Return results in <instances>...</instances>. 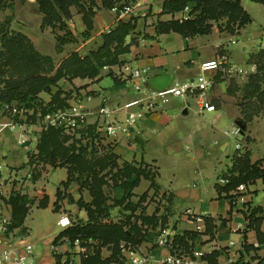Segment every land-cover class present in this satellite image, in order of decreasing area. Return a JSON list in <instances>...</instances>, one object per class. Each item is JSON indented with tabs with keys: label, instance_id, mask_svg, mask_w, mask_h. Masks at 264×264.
Returning a JSON list of instances; mask_svg holds the SVG:
<instances>
[{
	"label": "crops",
	"instance_id": "crops-1",
	"mask_svg": "<svg viewBox=\"0 0 264 264\" xmlns=\"http://www.w3.org/2000/svg\"><path fill=\"white\" fill-rule=\"evenodd\" d=\"M28 1L39 12L38 30L33 31L35 34L30 32L29 23L31 20L26 11L25 14H22L25 20L23 30L32 38L39 52L55 57L56 61L66 56L71 50L78 51L79 48H82L85 51L97 48L102 43L103 34L115 23V12L112 9L98 8L93 17V29L90 36L84 38L81 36L85 29L82 16L77 13L75 8H72L73 16L68 21V25L71 26L77 39L83 41H79V44L76 42L66 44L63 52L57 53L55 35L50 29H41L42 14L39 11L37 0ZM164 1L142 0L137 14L123 21L132 20L136 26L126 39L129 50L120 55L122 63L101 70L94 79L74 78L71 80L74 85L82 87L79 89L80 97L72 96L68 101L71 105H77L79 111L84 115L85 122L96 124L98 130L102 126V117L98 114L100 107L107 106L110 109L109 120L124 121L131 115L142 112L143 104L148 101L152 92L169 89L178 82L193 79L198 75L200 63L203 61L226 58L227 65L222 70L207 73V76L213 80L212 88L207 95L210 103L215 106L213 111H201L196 99L171 97L168 102L140 117L135 126L131 128V133H119L114 138L107 139L113 142L112 151L118 156L119 164L144 162L149 167H155L160 176L158 162H161V158L167 160L166 162L162 161V165L168 164L169 168L172 167L176 170L181 159L180 150H183L187 157L199 155L198 143L203 141L205 134L204 126L197 124L196 119H200V115L206 114L210 119L211 129L218 130L228 138L233 137L238 140L239 135H243L241 144L237 143L240 147L235 145L234 155L227 156L230 161L226 169L217 168L219 158L216 155L210 164L213 166L215 161L216 163L210 170L196 166L199 167L198 169L191 165L189 171L188 163L181 160L183 169L181 177H175L173 174L165 180L160 179L159 176L156 178L161 193L172 198V212L169 215V220L175 226L172 229L175 233L172 248L157 246L155 240L154 242H143L139 248L156 259L170 253H185L182 248H176L174 240L177 234L191 231L196 233L195 239L191 241V253L193 254L194 251L203 252L201 259H197L203 264L208 262L203 257L209 256L214 251L220 253L219 264H264V241L259 240L254 229L247 228L249 223L247 215L252 209L260 208L261 211L257 216L262 217L260 229L264 234V179L260 178L244 185L243 189L239 185L229 192H219L218 190V187L226 185L227 182L221 183L220 180L228 181L227 176L231 173L235 156L248 151L250 162H258L260 167L264 168V134L260 125L264 116L256 118L253 122H241L243 116L234 96L235 88H239L237 93L243 91L249 76L255 73L250 57L263 44L251 51L247 50V46L243 47V51L250 54L244 65L234 61L233 51L229 50L230 44H236L232 38L235 34L220 31L218 26L212 27L209 34L188 37L173 31L158 33V21L172 20L184 14V11L174 14L163 13ZM259 3L264 7L263 3ZM241 5L251 16V12L243 0H241ZM74 20L77 22L76 25ZM260 35L262 36L263 33ZM72 47L77 48L73 49ZM124 64L149 70L147 81L140 92L133 91L124 80L126 74L121 73ZM226 106L233 111L225 110ZM224 116L231 119V124L234 123L233 126L243 124L245 127H241L239 134L229 136L226 130L218 127V122ZM191 117L193 118L190 120ZM33 127L37 129L38 126L22 123L12 132L0 133L1 213L11 221L12 207L6 202V199L13 191L25 194L34 201L23 223L25 231L22 232L21 228H15L7 234L0 229V248L7 245L21 248L25 243L32 244L34 249L29 264H59L68 258L79 260L82 255L79 253L78 247L71 243L67 236L60 237L55 242L56 237L63 230V228L58 229L60 226L57 221L61 215H68V210L77 212L79 220L86 221L87 212L79 207L77 209L75 206L77 204L68 201V197L59 202L57 211L54 210L58 188L70 194L72 187L78 189L79 187L74 182L67 189L63 187L62 183L68 177L65 167L51 168L46 165L40 176L32 178L33 166L28 157L31 151L36 153L38 151L37 146H34L30 139L32 137L30 129ZM214 145H217V140L214 141ZM217 152L220 150H216ZM194 168L195 170L191 171ZM56 170H61L64 173L60 176L57 185L51 187L50 178ZM189 179H193L194 183L190 184ZM198 179H202L201 186L197 184ZM150 184L149 180L141 178L132 192L140 190L141 185L149 192L152 189ZM86 191L88 192V190ZM45 196L48 198L47 206L39 207V203L45 199ZM78 199L74 198L75 201ZM84 200L90 201V194L89 199L84 198ZM69 217L72 222L78 221L72 216ZM231 242H233L232 245H230ZM105 250L110 255V251ZM193 258L195 259L194 256ZM197 263L200 264V262Z\"/></svg>",
	"mask_w": 264,
	"mask_h": 264
},
{
	"label": "trees",
	"instance_id": "trees-1",
	"mask_svg": "<svg viewBox=\"0 0 264 264\" xmlns=\"http://www.w3.org/2000/svg\"><path fill=\"white\" fill-rule=\"evenodd\" d=\"M9 0H0V9L10 6ZM119 0H37L39 11L42 14L41 28H50L58 32L55 36L56 51L61 52L63 46L77 41V36L69 29L68 21L73 14L71 9L75 8L81 14L85 25L81 36L87 38L93 29V17L96 9L104 7L111 9ZM264 4V0H255ZM194 4L190 13L198 12L195 17L185 20L158 21L157 32H177L184 36H194L198 34H209L213 22H221L226 19L223 25L219 23L220 31H227L237 34L246 25L252 22V18L241 5V0H165L163 3V13H176L185 10ZM136 23L132 20L128 22L120 21L105 32L102 36V43L90 49L88 53L81 56L77 51L70 52L64 57L59 66H55L53 59L49 55L38 52L27 36L17 33L14 36L8 33H0V101L12 102L34 99L40 93L50 95L49 102L57 103L58 107H66L72 98L71 93L59 87V81L65 76L68 79L97 77L101 70L116 64H121L120 55L129 50L126 43L127 37L135 29ZM0 30L1 26H0ZM109 58L108 60H105ZM250 61L257 67V72L249 76V80L244 87V98H257L261 106L264 107V49L260 48L252 54ZM4 73L8 74L4 76ZM56 88L54 91L53 88ZM67 92V93H65ZM243 111V109H242ZM252 114L245 115L246 122L253 119ZM97 130L96 124H87L86 133L93 134ZM68 137L63 134V130L55 125L48 124L43 127L39 143L37 145V158L44 163L52 165L54 168L65 167L68 177L63 182V187L67 189L74 182L80 190H88L91 200L85 201L81 196L74 200L72 195L57 189V200L54 203V210L59 208V202L68 197L71 202H75L80 209L87 212V220L73 221L72 225L64 228L56 237L55 242L63 236H67L71 243L78 239L83 246L93 249V253L82 255L80 264H123L124 257L121 253V243L125 242L132 247H139L143 242H154L159 231L167 228L164 218H157L155 214L146 215L144 209L139 215H135L140 204L146 198V193L139 197L136 204L130 201L132 190L136 187L141 178L151 182L150 187L159 189L156 178L158 172L151 171V167L144 162H123L119 164L118 156L112 151L94 161L84 158L85 151L70 149L65 147L64 141ZM231 173L227 176L226 185L220 191L229 192L239 185H247L257 179H264V168L259 163H251L249 153L235 156ZM32 162L31 160L29 161ZM155 172V173H152ZM111 180L112 187L121 186L125 194L122 198L109 204V197L105 192ZM47 197L39 203V207L47 206ZM6 202L12 207V219L7 227V234L15 228L25 231L23 223L34 201L25 194L13 191ZM116 206H123L120 212L121 217L116 221L111 218V211ZM129 211L128 215L125 213ZM260 208H254L247 215L249 223L247 228L254 229L260 241H264V234L260 226L262 217L257 216ZM133 219V220H132ZM140 220L139 223L134 221ZM159 219V220H158ZM152 224V235L148 227L143 225ZM148 226V225H147ZM144 228V229H143ZM196 237L195 232L184 231L177 234L174 240L176 248L183 250L185 254H192V243ZM89 241L93 244L90 245ZM110 251L108 257L102 256V250ZM220 253L212 252L209 256L203 257L207 264H219ZM121 258V261H119Z\"/></svg>",
	"mask_w": 264,
	"mask_h": 264
},
{
	"label": "rangeland",
	"instance_id": "rangeland-1",
	"mask_svg": "<svg viewBox=\"0 0 264 264\" xmlns=\"http://www.w3.org/2000/svg\"><path fill=\"white\" fill-rule=\"evenodd\" d=\"M249 11L251 12V17H252V23L250 25H247L244 27L240 33L235 34L232 36V38L236 41V44L229 45V50L233 51V60L236 61L237 63H242L245 65L246 61L249 59V53L247 51H243V47L247 46V50L251 51L260 44H264V7L262 4L259 2H256L254 0H243ZM8 3H10L9 7L2 8L0 9V26L1 29L0 33H8L10 36H14L17 33L24 34L25 36L28 37V39L31 41V43L34 45L35 49L38 51L36 48L33 40L31 37H29L23 30V26L25 23L24 20V15L25 11L28 15V17L31 20L30 27H31V33L35 34L33 31L38 30L37 27V19L39 12L37 9L34 8L33 4H30L28 0H9ZM17 3V4H16ZM16 4V6H15ZM194 4H191L187 9L183 10L184 14L177 17L173 18L174 20H185V19H190L195 17V15L198 14L196 13H190L191 9L193 8ZM27 19V18H26ZM226 19H222L221 25L224 24ZM74 24L76 25L77 22L74 20ZM212 27L218 26L219 23L213 22ZM74 24H72L74 26ZM42 29V28H41ZM50 29V28H47ZM69 29L74 33V31L71 29V26L69 25ZM219 29V28H218ZM43 30V29H42ZM51 30V29H50ZM51 32L56 36L58 32L51 30ZM263 33L261 36L260 34ZM75 34V33H74ZM76 35V34H75ZM79 41H83L82 39L76 41L77 44H79ZM75 43V42H73ZM65 45L63 46V50ZM228 47V46H227ZM73 48V47H72ZM75 49L77 47H74ZM73 48V49H74ZM1 49V45H0ZM77 52L81 54V56H84L88 53V49L83 51L82 48H79ZM75 50H71L68 52H73ZM39 52V51H38ZM57 52V53H61ZM41 53V52H40ZM42 54V53H41ZM67 54V55H68ZM45 55V54H43ZM52 57V56H51ZM66 57V56H64ZM62 57L60 60L55 59V57H52L53 62L55 66H59L60 61L64 58ZM109 58H106L105 60H108ZM257 67L255 68V73L257 72ZM4 73V76L8 75ZM126 78V77H125ZM110 78L108 77V80ZM125 80V79H124ZM59 87L62 88L63 90L71 93V95L74 97L79 98L80 97V92L79 89L82 86H76L73 84V82L67 78V76L64 77L63 80L59 81ZM239 88H235L234 90V96L237 100V105L240 108V112L242 114V120L241 122L245 123V115H254L253 119L249 122H253L256 118H261V116H264V107L261 106V104L257 100V96L255 98H250V100H246L244 98V90L238 92ZM53 90L55 91L56 88L54 87ZM65 92V93H67ZM42 94V96H40ZM37 95L34 99H30V96L27 98V100H21V101H12L10 103L13 104V109L14 111V120L17 124H28V125H37V129L35 127L30 129V137L31 141L34 143V146L38 145L39 139H40V134L44 126L48 125V122L51 120L52 116L55 117V122L57 127L62 128L63 134H65L66 137H68L67 140L64 141L65 147H69L70 149H79L80 147L85 151V156L84 158L87 159L88 161H94L96 159H99L101 157H104L106 155H110V151L112 149V141L109 139L104 138L98 130H96L93 134L86 133V126L87 123L85 121H73L74 116L72 115L73 112L71 110L72 105L69 102H63L62 104L66 103L69 106L66 107H58L57 103H51L47 101L50 99V95L45 93H40ZM76 98V99H77ZM3 102V101H2ZM74 106V105H73ZM243 109V111H242ZM225 110L227 111H233L228 106L225 107ZM47 115H50L51 118H48ZM200 119L197 120V124L203 125L205 128V134L203 135V141L198 143V154H195L194 157H187L186 153L183 150L179 151L180 154V161L178 162L177 169L174 170L172 167L169 168L167 165H162V161H167L164 158H161V162L159 161L158 164L160 166V176L158 173V176L160 179L165 180V178L169 176L175 175V177L180 176L181 173H183L182 169V161H185V163H188L189 171H190V166L192 165L195 168L199 167L202 169H212V167L215 165L216 161L214 162L213 166H211V162L214 161V157L217 155V158H219V162L217 163V168L218 169H226L227 164L229 163V159L227 158L228 155H234L236 152V147L235 145L237 143H240L243 141V135H239L238 140H235L233 137H226L224 136L221 132L218 130H213L211 129L210 126V119L206 114L200 115ZM193 117L190 118V120ZM75 122V124H73ZM246 122V123H249ZM234 123L231 124V119L228 116H224L220 119L218 122V127L222 130H227L230 127L233 126ZM261 129L263 130L264 134V119L260 121ZM217 140V145H214V141ZM219 147H222L221 149H218ZM216 150H220V152L216 153ZM37 153L35 151H31L29 154V161L31 160L32 166H33V173H32V178L36 177L37 175H41L42 172L45 170V166L48 165L51 168L53 167L49 163L46 164L44 161L39 158H37ZM191 160V161H190ZM121 164V163H120ZM187 165V164H185ZM199 166V167H196ZM54 168V167H53ZM195 168L191 171H194ZM151 171H155V167H151ZM152 172V173H155ZM61 170H56L55 172L52 173V176L50 178V185L51 187H54L57 185V182L60 178V176L63 174ZM190 173V172H189ZM188 175L192 177V175ZM185 175V174H184ZM183 175V176H184ZM38 176V177H39ZM157 176V177H158ZM179 178V177H178ZM188 181L190 184H193L194 181L193 179H189ZM198 186L202 185V179H198ZM207 182H209V179H207ZM146 183V182H145ZM148 185V184H144ZM141 189L132 192L133 195L130 197V201L132 203L136 204L139 200V196H141L144 192L146 193V198L142 203L140 204L137 212L135 215H139L141 210L144 209V213L146 215H153L155 214L157 218H164L165 224L163 227H167L169 229H174L175 226L171 221L169 220V215H171L172 212V198L171 196H168L167 194H162L159 189H154L152 188L149 192H147L146 188H144L142 185L140 187ZM105 192L107 196L109 197L108 203L113 205V202L117 199L122 198V196L125 194L124 189L122 188H117L115 189L112 187L111 180L108 183V186L105 187ZM69 193V192H68ZM73 198L78 199L80 196H82L85 199H89V194L86 190H80L77 187H72V192L70 193ZM69 201V198H68ZM73 204V203H71ZM76 208L78 209V206L75 205ZM121 209H123V206H116L112 209L111 211V218L113 221H116L118 217L123 216ZM69 211V216H72L74 219L79 220V214L77 212H71ZM127 215L130 213L129 211L125 212ZM148 213V214H147ZM133 220V219H132ZM141 220V219H140ZM139 220V221H140ZM159 220V219H158ZM134 221L138 222V220ZM148 225V226H147ZM143 227H148V231L152 235H156L151 231L152 224H146L143 225ZM143 228V229H144ZM61 230L62 228H58ZM157 232L159 231V227L157 228ZM103 254L102 256L108 257L109 253L105 249L102 250ZM122 253V251H121ZM123 255V254H122ZM124 257V256H123ZM125 259V258H124ZM74 264H80L81 259L76 260ZM121 261V258L120 260ZM65 264H70L69 262H65ZM112 264H118V263H112Z\"/></svg>",
	"mask_w": 264,
	"mask_h": 264
},
{
	"label": "built area",
	"instance_id": "built-area-1",
	"mask_svg": "<svg viewBox=\"0 0 264 264\" xmlns=\"http://www.w3.org/2000/svg\"><path fill=\"white\" fill-rule=\"evenodd\" d=\"M141 5L142 0H119L116 2L111 8L115 12V23L112 26L137 14L136 12ZM261 48L264 49V44ZM226 65V58L211 59L201 62L200 71L196 77L178 82L169 89L152 92L148 101L143 104L142 112L131 115L124 121L109 120L108 116L111 114L110 109L107 106L100 107L98 114L102 117V126L98 129V132L106 139L114 138L119 133L129 134L131 133V128L135 126L140 117L152 111L154 108H157L159 105L168 102L171 97L193 98L199 102L201 111H213L215 106L210 103L207 97L212 88L213 80L207 76V73L210 71L222 70ZM252 65L253 68H256L255 64ZM107 68L108 67H105L104 69ZM121 73L126 74L125 81L130 88L133 91L140 92L147 81L149 70L135 68L131 64H124L121 68ZM71 110L74 116L73 121H85L84 115L79 111L77 105H72ZM14 111L12 103L0 101V133L4 131L12 132L19 126L14 120ZM53 116L51 118L50 115H47L48 118H51L48 124L56 125L55 117ZM73 124H75V122ZM226 133L229 136L237 135L240 133V128L234 125L227 129ZM237 147H240V145L237 144ZM220 182H227V180L221 179ZM240 188L243 189L244 185H240ZM9 224L10 220L3 216L0 211V229L6 232ZM57 224L64 229L72 225V220L67 214H63L59 217ZM174 235L175 233L169 228L159 230V234L155 239L156 245L172 248ZM73 244L78 247L81 255L93 253L92 247L88 248L87 246H83L78 239H76ZM89 244L92 245L93 242L89 241ZM232 244L233 242L230 243V245ZM121 248L125 258L123 264H198L197 262L203 264L201 261H197V259L200 260L203 256V252L200 251H194L192 255L185 253H170L165 257L156 259L152 255L143 252L139 247H132L125 242L121 243ZM33 249L34 246L30 243L23 244L21 248H16L13 245L0 248V264H29L33 255ZM65 262L74 264L77 261L74 258H68L59 264H65Z\"/></svg>",
	"mask_w": 264,
	"mask_h": 264
},
{
	"label": "water",
	"instance_id": "water-1",
	"mask_svg": "<svg viewBox=\"0 0 264 264\" xmlns=\"http://www.w3.org/2000/svg\"><path fill=\"white\" fill-rule=\"evenodd\" d=\"M238 127L240 128L241 131V127L244 128L245 126L243 124H240V126L238 125Z\"/></svg>",
	"mask_w": 264,
	"mask_h": 264
}]
</instances>
